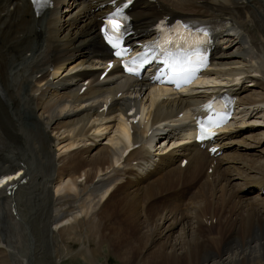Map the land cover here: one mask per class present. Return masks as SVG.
Here are the masks:
<instances>
[{"label":"bare ground","instance_id":"1","mask_svg":"<svg viewBox=\"0 0 264 264\" xmlns=\"http://www.w3.org/2000/svg\"><path fill=\"white\" fill-rule=\"evenodd\" d=\"M93 1L103 0H52L35 18L25 0H0V177L29 176L13 195L0 187V264H39L47 251L54 264L74 241L90 259L106 244L123 264H264V194L239 190L264 184V160L255 158L264 156V0H155L138 6L150 7L154 15L230 22L219 37L228 41L214 71L206 74L213 79L208 90L218 76L228 81L254 69L258 77L237 87L240 120L234 126L248 119L245 126L253 130L231 142V152L217 157L209 174L201 169L200 151L181 146L154 163L150 151L128 152L123 161L139 153L152 168L127 162L122 176L116 175L120 165H112L122 149L156 120L167 119L180 102L153 96L144 104L148 93L141 84L130 90L98 87L95 69L102 52ZM60 6L69 11L61 14ZM80 77L91 85L77 96ZM127 101L147 111L130 126L131 136L118 116ZM172 130L179 128L155 126L148 149L167 150ZM184 150L188 163L173 167ZM183 184L185 189L174 191ZM190 192L194 201L187 202ZM204 215L214 217L213 232L203 230ZM128 232L131 237L124 238Z\"/></svg>","mask_w":264,"mask_h":264},{"label":"rangeland","instance_id":"2","mask_svg":"<svg viewBox=\"0 0 264 264\" xmlns=\"http://www.w3.org/2000/svg\"><path fill=\"white\" fill-rule=\"evenodd\" d=\"M257 133H259V132H257ZM258 153L259 152H256V154H258ZM120 224H119L121 226L120 228H125V223L123 224L121 222ZM137 224H138V222H137ZM122 235H124L123 232H122ZM130 237H131V235L128 232L127 236H125L124 238H130ZM136 244H137V242H136ZM113 246H114V244H113ZM68 247H69V249L71 248L72 251L70 253H68V255L67 254L62 255L61 258L62 257L63 258L60 259L61 260L60 263H57V264H98L99 261H103V260H105V258H106L105 264H122V261L120 259H118L117 256H115L111 252L108 245H103L101 248H98L99 251L98 250L96 251V253H98V254L97 255L93 254V257L91 259L86 256L85 252L82 249H80V246L76 241L73 243H70V245H68ZM81 250H82V252H81ZM108 250H109V252H108ZM47 253H48V251H47ZM44 260L45 259L43 257L40 258V261L46 262ZM91 260H92V262H91Z\"/></svg>","mask_w":264,"mask_h":264},{"label":"snow or ice","instance_id":"3","mask_svg":"<svg viewBox=\"0 0 264 264\" xmlns=\"http://www.w3.org/2000/svg\"><path fill=\"white\" fill-rule=\"evenodd\" d=\"M34 3H42L47 4L48 0H33ZM121 23L115 18H109L108 25L106 27V34L109 36V41L113 43V46L116 48L120 47L119 40H120V33H121ZM116 55H121L120 52H117ZM127 68V65L125 66ZM129 72H132V68H127ZM203 127V126H202Z\"/></svg>","mask_w":264,"mask_h":264}]
</instances>
